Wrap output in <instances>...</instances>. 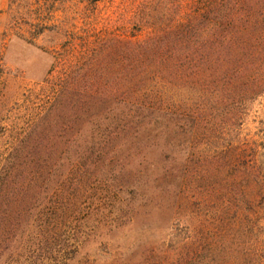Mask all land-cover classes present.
Masks as SVG:
<instances>
[{"label": "trees", "instance_id": "16d2710c", "mask_svg": "<svg viewBox=\"0 0 264 264\" xmlns=\"http://www.w3.org/2000/svg\"><path fill=\"white\" fill-rule=\"evenodd\" d=\"M34 1L32 40L46 31L71 40L57 51L63 72L47 107L1 161L0 249L32 219L35 198L17 199L18 190L91 188L97 173L127 188L149 185L175 126L180 139L193 130L195 143L208 133L223 144L215 127L243 124L264 97V0H191L186 12L182 0H170L168 17L146 10L145 0L133 14L139 28L120 33L96 28L97 17L79 11L82 27L67 32L63 22L51 24L65 0ZM73 48H83L75 60Z\"/></svg>", "mask_w": 264, "mask_h": 264}, {"label": "rangeland", "instance_id": "374dc122", "mask_svg": "<svg viewBox=\"0 0 264 264\" xmlns=\"http://www.w3.org/2000/svg\"><path fill=\"white\" fill-rule=\"evenodd\" d=\"M65 1L51 24L75 32L79 11L115 33L139 28L133 14L145 2ZM147 1L146 10L169 16L170 0ZM182 1L186 12L191 0ZM30 2L33 10V0H15L11 10L10 0H0V164L47 107L63 72L55 67L57 51L71 40L51 31L32 40L30 13L37 9L29 11ZM82 49L73 48L69 59ZM215 128L223 144L208 133L195 143L193 130L180 139L175 126L172 146L156 154L149 185L127 188L97 173L91 188L18 190L17 199L35 198L32 219L22 234L6 235L2 264H264V97L243 124Z\"/></svg>", "mask_w": 264, "mask_h": 264}]
</instances>
